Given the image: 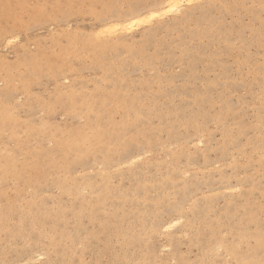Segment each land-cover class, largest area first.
<instances>
[{"label":"rangeland","instance_id":"1","mask_svg":"<svg viewBox=\"0 0 264 264\" xmlns=\"http://www.w3.org/2000/svg\"><path fill=\"white\" fill-rule=\"evenodd\" d=\"M106 1L0 0V25L11 23L14 26V30L25 28V39L22 46L14 47L8 54L7 60L3 54H0V60L5 63L0 61V91L6 89V74H11L12 81L8 89L9 94H7L16 95L17 99L20 96H24V101L20 105L23 118L35 121L37 124L44 123L47 127L46 133L42 134L45 136H36L39 141L31 138L29 134L24 137L23 141L14 140V143H29L30 146H34L31 151L29 150L26 153L35 162L38 148L48 147L49 140H43V138H48L49 133L54 134L57 131L59 134L62 130L79 129L85 123V112H80L85 107L83 106V95L91 94L99 98L108 96L113 92L119 94H125L126 92L134 94L135 92L147 98H152L155 95L157 108L162 114L169 110H179L181 119L180 123L174 126L173 121L177 117L173 115L166 117L164 114L162 117L154 116L150 122L142 123L145 128L150 126V130L155 128L157 130L155 133L149 131L148 139L150 141H144L145 143L143 144L152 153L151 156L145 155L144 160H148L150 169L146 170L142 175L144 179L150 180L157 173L158 178L156 181L160 183V179L164 178V175L168 173L166 164L169 162L177 163L178 167L183 170L199 173V175L191 179L189 189V191L194 193L195 201L197 202L204 195L209 196L212 194L209 189H217L215 191L220 195L221 191H225L223 190L225 188L241 187L248 184V178L251 173L245 167L247 158L244 157L241 151L243 145L233 146L232 137L225 134L223 123L219 122L220 109L214 107L212 101L214 98L219 99L222 94H224L225 99L227 98L225 85L243 94L245 85L234 82L239 75L236 71L239 67L237 57L243 54L236 53L228 47L226 42L238 39L239 33L248 26L249 21L254 23L257 29L259 28V8L253 10L241 9L236 16L224 13L222 28L212 34L206 32L205 27L213 17L221 14L219 10L196 11L188 20L165 17L159 21L146 23V25L142 24V26L140 25L141 27H135L131 35L127 37V42L131 49L117 45L116 50L104 53V58L101 59L103 67L92 62L93 51L81 57H74L69 54L64 61L67 65V70L63 69L58 78L52 77V73L49 74L46 71L45 61H42L43 58L58 56L59 52L70 41L80 42L86 39H93L90 35L93 32V17L88 13L92 11L101 13L103 4ZM149 1L115 0L113 5L120 6L117 8L125 9L131 7L132 3H134L138 9L137 12L142 14L148 10L146 6L153 4L155 0ZM237 3L259 5L260 0H231L229 4ZM70 4L95 6V8L87 7L82 9L76 7L75 9H65L62 13L59 8L53 7L55 5ZM5 5L10 6L7 8V15H5ZM40 11V22L38 21L36 25L35 18L38 15L37 12ZM161 23H166L165 28L158 29ZM29 24L31 27L27 29L25 26ZM153 29H156L153 37L144 40L143 36L149 35ZM254 52H256V57L254 58L258 59V50L254 49ZM37 53L41 55L42 62L37 65V69L39 67V71H41L39 76L35 74L34 70L29 68L32 54ZM110 60L117 63L114 69H110V65H108ZM122 60L129 62L128 66L123 68L124 72H122V68L121 70L119 68L120 65L125 66ZM9 65L11 69H9ZM61 78L70 80L71 83L64 85ZM104 78L110 83L105 84ZM25 82L31 85V93L25 91ZM214 84L217 87H212ZM18 85V94H16ZM246 86L251 89L252 83L246 81ZM67 91H71L78 96L76 109L80 113H70L68 107L61 104L59 98ZM256 91H259L258 84L256 85ZM200 95L209 102L202 101L196 104L195 98ZM248 99L251 100L252 97L249 96ZM49 102L55 105L56 110L54 112L44 111L48 107ZM42 111H44V115H41ZM223 114L227 116V106H225ZM191 115L195 116L199 123L203 122L206 125L207 133L199 134L193 126L185 123ZM218 122L219 131H217ZM162 123H164V128L159 133V127ZM23 130V126H21V131ZM151 138L157 139L153 141L156 144H149L152 141ZM191 138L202 139L204 142L203 145H198L197 142H194L188 146L189 156L193 162L189 163L184 156L180 160H172L171 153L179 148L181 141ZM116 139L110 141L115 143ZM51 144L54 145L52 142ZM138 151H140L139 148H132L126 155L128 157L136 155ZM119 154V152L113 153L116 160L112 161L113 163L109 167H115L116 162L118 163ZM102 164L105 167L106 164ZM100 165V163H94V160L91 159L88 161L86 168L83 165H77L73 170V176L82 181L83 175L101 171ZM131 168L134 167L132 166ZM117 169L124 172L129 168L121 165L119 168H112L111 174L116 173ZM103 172L110 173V170L106 168ZM256 180L257 182L259 181V176L256 177ZM0 181L2 180L0 179ZM132 183L133 181L131 180L117 177L112 180V188L116 189L118 186H122L126 189L130 188L129 191H133ZM30 186L34 191L39 188L42 198L47 195H55L57 205L63 204L65 208H70L75 203L74 198L69 200L68 196L62 197L63 201H59V194L56 191L57 187L48 190L47 183H43L39 187L36 183ZM171 188L173 186L167 187L169 191L166 195L167 200L173 203L175 199H180V196H176ZM146 192L147 190H142V193ZM150 193L155 194L152 191ZM231 198L239 202L240 194L236 193L228 197H214V213L218 216H223L229 210L226 199ZM123 200V198L108 200V212L118 205L130 209L132 204H123ZM200 204L208 205L206 202H201ZM137 206L141 207V205ZM149 208L147 207V209ZM168 208L169 205L167 203L160 208L161 211H165L160 214L161 217L165 219L169 217L166 212ZM99 215L103 216V213ZM74 216L73 212L68 213V220L72 221V223H67L70 229L75 227ZM134 218L129 216L127 221H133ZM147 218L154 219L151 215H148ZM184 220L186 223L187 219L185 218ZM84 222L90 229L94 228L98 234L102 231L99 224H92L88 219H84ZM123 224L126 226L127 222L125 221ZM61 227H64V224H61ZM109 237H112L113 247H115L116 240L113 239V236L106 233L103 238L107 241ZM180 237L181 233L177 232V241L180 240ZM165 242L172 243L168 238L162 241L159 236L151 244L153 245V250L156 251ZM190 244V241H184L182 251L188 252ZM148 245L143 248L147 250ZM140 248L141 245H136L134 249L129 250V256L132 255V252H135L137 257H139ZM29 255L30 253L27 251L20 252L11 247L6 250L5 241L0 237V261L7 260L10 264H23Z\"/></svg>","mask_w":264,"mask_h":264},{"label":"snow or ice","instance_id":"2","mask_svg":"<svg viewBox=\"0 0 264 264\" xmlns=\"http://www.w3.org/2000/svg\"><path fill=\"white\" fill-rule=\"evenodd\" d=\"M5 5V15L7 8ZM61 12L65 9H82L95 6L85 5H55ZM105 8H116L120 6L105 5ZM151 16L137 19L135 16H128L127 19H116L115 12L111 13L112 19L100 12L92 11L93 32L90 34L95 42L103 44L111 42L112 39H119L121 33L132 32L137 25L145 24L155 18H181L188 17L195 11H220V15L213 17L205 27L209 34L216 33L222 28L223 14L227 13L236 16L241 9L253 10L259 8V28L249 21L247 27L239 33V38L226 42L228 47L236 53L243 54L237 57L239 73L234 81L245 85L243 94L236 89L225 85L227 98L224 94L219 99H213V106L220 109L219 122L223 123L226 135L232 137L233 146L243 145L241 149L244 157L247 158L246 169L251 173L249 183L241 187L231 188L233 193L240 194V201L234 202L236 211L227 216L221 217L213 222L207 229H194V235L183 231L185 220L181 217H173L172 221L163 223L152 222L148 228L147 222L140 230L137 237L130 230L118 233L113 247L112 237L104 240L107 230V221L99 216L92 218V224L99 223L102 231L98 234L94 228L90 229L84 222L85 213L81 211L75 217L78 231L70 233L61 229L62 223H72L68 220V213L74 208H65L63 204H56L55 195H47L38 199L39 192H35L30 186L35 165L32 158L25 151L23 143H14V140L23 141L29 135L28 128L32 127L43 131L46 128L44 123L37 124L35 121L23 118L20 105L24 96L19 99L16 95H6L0 98V153L5 158V163L0 171L4 173V179L0 181V237L3 238L8 247L16 251H27L30 255L23 264H264V0L256 4H224L207 3L205 0H167L166 3H159L146 6ZM59 18V17H58ZM30 29L31 25L25 26ZM25 28L14 30L11 23L0 25V54L8 59V54L14 47L22 46ZM258 50V59L256 52ZM64 85L71 83L63 79ZM246 81L252 83V88L246 86ZM98 87L99 85V81ZM104 83H110L104 78ZM259 91H256V85ZM25 91L31 93V85L25 82ZM217 87V85H212ZM19 85L17 86L18 94ZM252 99L249 100L248 97ZM107 103V101H105ZM227 106V116L224 108ZM56 107L49 102L44 110L54 112ZM44 111L41 115H44ZM118 109L112 114L111 119L115 122L116 134L122 137L121 146L127 151L129 147H140L144 155L137 153V159H132L126 168H131L137 161H143L145 155L152 153L140 143L141 140H148L149 131L141 129L143 122H150V116L142 111H136L133 119V109H128V115L123 117ZM151 112V109H148ZM219 122L217 131H219ZM23 126V131H21ZM197 127L199 123L197 122ZM203 141H201V145ZM53 145L48 144V148ZM89 152L94 150L107 149L108 153L113 151L114 145L106 141L104 136L93 135L85 141ZM104 171V165H100ZM72 164L68 165L67 172L61 171L57 185V194L63 193L69 200L73 199L71 191L65 185L68 177L72 175ZM118 171V169H117ZM107 175V173H104ZM259 176L257 182L256 177ZM23 184V187L21 185ZM88 189L83 190L86 197ZM76 196L75 199H79ZM147 199V198H145ZM147 207V205H146ZM104 217L109 216L106 208H101ZM147 213H142L146 215ZM63 216L59 223L54 222ZM182 216V214H181ZM167 224V227H164ZM158 229H162L160 232ZM181 233L177 241L176 234ZM160 236L163 241L168 238L172 243H162L156 251L151 247L145 250L142 245L145 241L149 245L153 238ZM184 241H191L189 251L183 252ZM141 245L140 255L135 252L129 256V250ZM111 253V255H109ZM195 257V258H193ZM0 264H10L9 261H0Z\"/></svg>","mask_w":264,"mask_h":264},{"label":"bare ground","instance_id":"3","mask_svg":"<svg viewBox=\"0 0 264 264\" xmlns=\"http://www.w3.org/2000/svg\"><path fill=\"white\" fill-rule=\"evenodd\" d=\"M115 1V0H114ZM114 1L107 0L106 3L103 4V11L102 14L107 15L109 19H112L111 13L115 12V18L116 19H127L128 16H135L137 19H141L145 16H151L152 13L150 11H146L145 13L139 14L137 12V7H135V4L132 3L131 7L128 8H105V5L115 6L113 5ZM129 1V0H127ZM136 0H131V2H134ZM153 0H150L149 2H152ZM236 1V0H233ZM153 4H159V3H166L167 0H155L153 1ZM207 3H224L229 4L231 0H205ZM151 4V5H153ZM196 11L194 10L188 17H181L183 20H188L192 15H194ZM37 16L35 18L36 25L38 24L39 18L41 17V11L37 12ZM165 18V17H164ZM163 18H155L151 21H148L146 23H151L152 21H159ZM40 22V21H39ZM145 23V25H146ZM147 24V25H148ZM166 23L159 25L158 29L165 28ZM140 25H137L136 27H139ZM142 26V24H141ZM140 26V27H141ZM144 26V25H143ZM138 29V28H137ZM157 29V28H156ZM156 29L151 30L152 32L149 35H144V40L149 39L150 37H153L155 34ZM132 32H125L121 33V37L119 39H112L111 42H105L103 44H100L98 42H95L94 39H86L80 42H74L70 41L66 47L62 49V51L59 52L58 56L43 58V62L46 65V71L51 74L52 77L58 78V76L61 74V71L67 70V65L65 64V59H67V55L71 54L74 57H81L84 54L88 55L90 51H93L94 56L92 57V62L94 64H98L100 67H103L101 65V59L104 58V53L111 52L113 50H116L117 45L122 47H127V49H131V46H129L127 42V37L131 35ZM200 35H202L201 32H199ZM141 35V34H140ZM41 55L32 54L31 58L32 61L30 62V70H34L35 74L39 76L41 74V71H39V67L37 69L38 63L41 64ZM46 59V60H45ZM2 63L4 61L0 60ZM123 65H120L119 68L122 72H124L123 68L128 66L127 61L122 60ZM5 64V63H4ZM117 63H114V61L110 60V69H114L115 65ZM9 69H11V66H8ZM45 71V73H46ZM38 72V73H36ZM12 75L7 73L5 77L6 82V89H3L0 91V98H3L4 95H8L10 88V82ZM2 83V82H1ZM8 93V94H7ZM64 95L61 96L60 101L63 106L68 107L70 113H80L85 112V123L79 128V129H66L65 131L62 130L59 134L57 133H49L48 138H43V140H49V143H53V147H40L36 151L37 156L34 160L35 162V170L33 171V176L31 180V184L36 183L38 187L43 184L47 183V189L51 190L52 188L57 187L61 181L59 180V175L61 171L67 172L68 165L72 164V175L68 177V181L65 185L66 189L71 191V194L75 200V203L70 207V209L74 208V217H76L81 211L85 213L84 219H88L92 223V218L94 216H99L107 221V230L106 233L113 236L115 239L118 233H123L127 231L134 232L136 236H139L140 230L144 227V223L147 222L148 228H151L152 222L155 221L157 223H163L164 221H172L173 217H181L183 219H187L184 231L189 232V234L194 235V229H207L210 227L214 221L217 219L223 217L227 219L228 215H231L236 211L234 198L226 199V202L228 204V211L223 216H218L215 214L214 206H213V198L217 197H224V196H231L232 194H236L230 191L232 187L225 188L224 192L221 191L220 195H218L215 191L217 189H209L212 194L209 196H203L200 198L199 202L195 201L194 193L192 191H189L190 185H191V179L199 175V173L190 172L189 170H183L181 167H178L177 163L169 162L166 164V169H168L167 175L165 174L164 178L160 179V183L157 182V173L152 176V178L144 179L143 174L150 168L148 167V160L143 161H137V164L134 165V168L126 169V171H120L118 170L116 173L111 174L112 168H119L121 165H128L131 163L132 159H137L136 155H131L128 157L126 155L131 151L132 148H139L140 151H138L139 154L144 155V152L140 147H129L127 151L124 150L123 146H121L122 137L118 136L116 134V126L115 122L111 119V116L115 111L118 109H123V111L120 113L121 116L126 117L128 115V109H133L132 116L133 119H135V113L136 111H142L145 113V115L150 116L152 119L154 116L162 117L164 114L167 116L173 115L176 116L177 119L173 121V125L177 126L180 123V113L178 111H172L169 110L165 113H161L156 105V96L153 95L152 98L144 97L142 94L135 93L131 94L130 92H126L125 94H119L116 92L111 93L108 96H105L103 98H99L98 96L94 95H83V106L84 109L77 111L76 109V103H77V95L72 93L71 91H67L63 93ZM123 95V96H122ZM107 101V103H105ZM196 104L200 102H209L205 97L203 96H197L195 98ZM148 109H151L152 111L149 112ZM0 111H2V108H0ZM39 116V115H38ZM2 118V117H0ZM219 118V117H218ZM150 119V120H151ZM83 120V119H82ZM198 120L195 118V116H190L187 121L185 122L189 126H193V128L196 130L197 133L203 134L207 133L206 125L202 122L199 123V127H197ZM141 129H144L145 127L140 125ZM147 128V127H146ZM164 128V123H162L159 127V133L162 132V129ZM147 128L148 131H151L153 133L157 132L156 128L150 130ZM29 134L31 138H34L35 140L39 141V139H36L37 135H42L46 133L47 127L40 131L39 129H35L32 127L28 128ZM97 136H104L106 141L114 140L116 141L113 143L114 145H117V147L113 148V151L111 153L107 152V149H104L103 151L97 149L92 152H89L88 147L85 146V141L88 140L90 136L93 135ZM45 136V135H42ZM155 136V135H154ZM151 142L149 144H156L153 142L154 140H157L156 138H151ZM150 141L148 140H141L140 143L144 144L145 142ZM202 139H185L181 141L179 148L177 150H174L173 153H171L172 160H180L182 156L186 157L187 161L189 163L193 162L192 158L189 156V145L190 143L197 142L198 145H201ZM204 143V142H203ZM203 145V144H202ZM25 151L28 152L31 151L34 146H30L29 143H24ZM199 150V149H198ZM119 152V159L117 160L118 163L114 165L115 167H109L112 161L116 160L115 156H113V153ZM101 157H100V156ZM91 159L94 160V163L98 162L100 164L105 163L104 171L106 168L110 170V173H107V175H104V172L97 171L94 174H87L82 176V181H79L77 177H74L73 170L77 165H83L85 168L88 165V161ZM145 159V158H144ZM5 163V158L3 155H0V169L3 168ZM172 163V164H171ZM151 167V166H150ZM153 168V166H152ZM110 174V175H109ZM185 178H184V177ZM122 177L123 179H128L133 181L131 184V187L134 188L133 191H129L130 188L126 189L122 186H118L116 189L112 188V180L113 178ZM0 179H4V173L3 171H0ZM23 187V184L21 185ZM171 190L176 196H180V199H175L173 203H170L167 200V187H171ZM87 188L88 194L85 197L83 195V190ZM142 190H147L146 193H142ZM39 192L38 199H43L41 197V191L39 188H36L35 192ZM150 191L154 192L150 193ZM220 191V190H218ZM215 195V196H214ZM67 195H64L63 193L59 194L58 200L63 201L61 198L65 197ZM76 196H79V199H75ZM114 198L118 199H124L123 204L125 203H131L130 209H126L122 206H116L112 211H109V216L104 217L100 216V213H103L101 211V208H106L109 204L108 200H114ZM147 198V199H145ZM204 200V201H203ZM207 200V201H205ZM195 203H191V202ZM201 202H206L208 205L200 204ZM167 203L169 205V208L166 210L169 217L167 219L160 216L162 212L160 208L164 206V204ZM141 207L139 208V206ZM150 207L147 209V207ZM130 206V205H129ZM154 207V208H152ZM142 213H147L146 215H142ZM214 215H210V214ZM182 214V216H181ZM151 215L154 217V219H148L147 216ZM129 216L135 217L133 221L128 220L127 218ZM189 219V220H188ZM214 219V220H212ZM61 220H63V216H60L55 220L54 222L59 223ZM127 222V225L125 226L123 223ZM64 224V227H61V229H66L70 233H75L78 231V227L75 223L74 229L68 228L67 223ZM99 224V223H97ZM100 225V224H99ZM164 227H167V224H164ZM158 231L162 232V229H158ZM159 236H155L153 240H156ZM191 242V241H190ZM140 245V244H137ZM148 245V242L145 241L142 245V247L146 248ZM153 245H148V248L151 247L153 250ZM154 251V250H153Z\"/></svg>","mask_w":264,"mask_h":264}]
</instances>
